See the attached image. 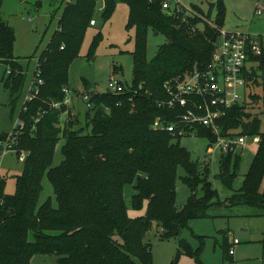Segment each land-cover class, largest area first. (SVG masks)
<instances>
[{"label": "trees", "instance_id": "16d2710c", "mask_svg": "<svg viewBox=\"0 0 264 264\" xmlns=\"http://www.w3.org/2000/svg\"><path fill=\"white\" fill-rule=\"evenodd\" d=\"M117 1L104 0V19L110 17ZM120 1L129 6L127 27L135 29L133 80L130 85L122 82L125 90L121 94L88 91L93 107L85 108L83 125L77 126L79 120L73 114L60 125L62 114L71 116L63 104V89L68 87L69 66L80 55L94 19L97 0L67 2L58 28L39 56L32 97L19 111L24 127L13 132L18 157L26 153L23 171L15 176L13 194L5 192L6 180L0 177V264H31L36 254H55L60 264H152L151 244L145 237L154 224L160 228L161 238L178 239L180 252L198 256L201 251L193 250L181 233L190 228V220L208 216L218 192L212 187L207 167L202 173L190 151L180 144L182 136L156 128L154 122L157 118L174 122L184 111L159 103L167 98L164 82L186 75L195 66H208L217 34L208 20L217 9L213 21L218 28L223 27L225 6L223 0L211 2L205 13L192 4L195 15L182 5L179 13H169L162 8L163 0ZM2 3L0 0V62L7 64L4 81L14 105V97L24 85V72L14 56L15 32L2 18ZM201 21L205 23L203 30L198 27ZM150 30L164 35L166 42L148 60ZM254 61L264 69V48L261 54L251 55L249 62ZM256 70L245 68L248 86L257 82ZM250 98L251 102L246 97L225 109L220 133L225 137L260 136L238 200L264 209V131L260 130L259 117L250 110L259 96L250 94ZM57 102L62 104L55 107ZM9 135H0V146ZM198 135L217 141L207 127L199 126ZM62 139L63 159L54 165ZM232 159L237 166L240 155H224L222 175H236L229 171ZM180 165L192 194L177 209ZM45 178L52 185L56 205L52 196L39 202ZM127 185L136 190L131 196L135 207L147 201L144 215L129 216L124 194ZM199 186L204 190L200 197L195 193ZM224 247L226 256L233 260L227 239Z\"/></svg>", "mask_w": 264, "mask_h": 264}, {"label": "rangeland", "instance_id": "374dc122", "mask_svg": "<svg viewBox=\"0 0 264 264\" xmlns=\"http://www.w3.org/2000/svg\"><path fill=\"white\" fill-rule=\"evenodd\" d=\"M75 0H3L1 15L15 32L14 56L22 65L24 85L21 93L15 96L11 105V92L5 86L7 64L0 62V135L12 134L19 119V111L30 95L33 87L32 79L38 59L47 44L51 41L58 28L59 19L67 2ZM191 13V5H199L205 13L210 3L217 0H177ZM176 2V0H174ZM225 6L223 29L226 31H243L259 35L264 48V0H223ZM104 0H97L93 17L96 25H90L85 33L80 48V55L74 58L69 66L68 87L77 92H107L108 83L113 72L115 77L125 85L133 80V50L135 47V29L127 27L129 6L118 0L110 17L103 18ZM217 15L212 12L211 20ZM203 16V15H202ZM205 23H198L200 30ZM96 37V41H95ZM166 42L162 34L150 30L148 35L147 58L152 59ZM258 62H249L247 67L256 68L257 82L247 85V102H251L250 94H257L259 100L250 109L259 117L260 130L264 131V69L258 68ZM114 67L116 70L114 71ZM69 112L62 114L60 125L65 119L76 115L81 126L85 123V105L75 98L69 106ZM68 115V116H67ZM69 117V118H68ZM177 141V139L175 140ZM59 142L54 157V165H58L63 155ZM180 144L187 148L201 172L207 167L212 187L218 196L209 207L205 218L189 221L190 228L182 231L181 237L186 238L193 250L201 249L198 256L179 251L177 238H161L160 228L154 224L147 233L145 241L151 244L152 264H264V209L238 200L241 186L249 170L252 159L257 151V144L250 142L238 146L234 154L240 155L235 166L234 159L230 164V172L235 176L222 175V160L226 155L219 139L211 142L203 135L186 134L180 137ZM25 158L18 157L15 151H8L0 163V177L5 178V192L13 194L16 190L15 176L23 171ZM183 166H178L176 180V207L181 209L192 194L190 186L185 182ZM264 183V182H263ZM44 191L40 203L52 196L56 205L53 188L47 178L43 181ZM136 190L127 185L124 190L129 216L144 215L148 203L145 200L140 207H135L131 196ZM202 196L204 190L199 186L195 191ZM235 244L233 260L226 256V239ZM198 257V258H197ZM31 264H60L57 255L36 254Z\"/></svg>", "mask_w": 264, "mask_h": 264}, {"label": "built area", "instance_id": "2783aa9c", "mask_svg": "<svg viewBox=\"0 0 264 264\" xmlns=\"http://www.w3.org/2000/svg\"><path fill=\"white\" fill-rule=\"evenodd\" d=\"M162 8L169 13H179L182 6L176 0H163ZM187 9V8H186ZM191 13H196L192 10ZM188 11V9H187ZM211 26L217 28L216 41L211 62L205 69L197 66L184 76H176L164 82L163 88L167 98L160 99L159 103L169 108H184V111L174 122H165L157 118L154 126L159 129H166L172 134L181 136L186 134H198L199 126L211 129L217 140L223 143L225 154L235 152L238 146H244L250 142L258 144L260 136L257 135H235L225 137L221 135L220 120L224 116L226 108L242 103L247 97V80L245 77V68L249 63L251 55L261 54L262 40L259 35L243 31H226L223 27L218 28L213 20H208ZM95 19L91 20V25H95ZM110 77L108 91L121 94L125 87L120 79L114 76ZM65 98L63 104L68 107L75 98L80 99L85 108L91 109L93 102L91 95L87 92L75 93L69 87L63 89ZM30 94L28 99H31ZM62 102L54 103L59 107ZM75 115V114H74ZM24 121L18 119L16 128L22 129ZM16 134H10L6 140L1 141L0 163L8 151H15L13 142ZM26 153L21 152L20 158H25ZM2 202V200L0 201ZM239 243L237 238L233 239L229 248V253L235 254L234 245Z\"/></svg>", "mask_w": 264, "mask_h": 264}, {"label": "water", "instance_id": "95a60500", "mask_svg": "<svg viewBox=\"0 0 264 264\" xmlns=\"http://www.w3.org/2000/svg\"><path fill=\"white\" fill-rule=\"evenodd\" d=\"M215 41H216V34L213 37V42H215Z\"/></svg>", "mask_w": 264, "mask_h": 264}, {"label": "crops", "instance_id": "0c3cea01", "mask_svg": "<svg viewBox=\"0 0 264 264\" xmlns=\"http://www.w3.org/2000/svg\"><path fill=\"white\" fill-rule=\"evenodd\" d=\"M96 25V24H95ZM232 244H230V246H231Z\"/></svg>", "mask_w": 264, "mask_h": 264}]
</instances>
